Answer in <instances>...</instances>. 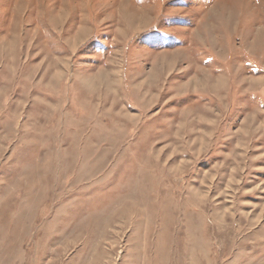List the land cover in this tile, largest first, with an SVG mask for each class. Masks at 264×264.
I'll return each instance as SVG.
<instances>
[{
    "label": "rangeland",
    "instance_id": "1",
    "mask_svg": "<svg viewBox=\"0 0 264 264\" xmlns=\"http://www.w3.org/2000/svg\"><path fill=\"white\" fill-rule=\"evenodd\" d=\"M0 264H264V0H0Z\"/></svg>",
    "mask_w": 264,
    "mask_h": 264
},
{
    "label": "bare ground",
    "instance_id": "2",
    "mask_svg": "<svg viewBox=\"0 0 264 264\" xmlns=\"http://www.w3.org/2000/svg\"><path fill=\"white\" fill-rule=\"evenodd\" d=\"M138 13V12H137ZM135 14H133V17H135L134 16ZM140 17L142 18L143 17V14L141 13V15H140ZM177 77V76H176ZM174 78V77H173ZM261 95V94H260ZM211 103V102H210Z\"/></svg>",
    "mask_w": 264,
    "mask_h": 264
}]
</instances>
